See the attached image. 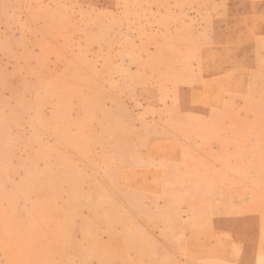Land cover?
<instances>
[{
    "label": "rangeland",
    "instance_id": "1",
    "mask_svg": "<svg viewBox=\"0 0 264 264\" xmlns=\"http://www.w3.org/2000/svg\"><path fill=\"white\" fill-rule=\"evenodd\" d=\"M0 264H264V0H0Z\"/></svg>",
    "mask_w": 264,
    "mask_h": 264
}]
</instances>
